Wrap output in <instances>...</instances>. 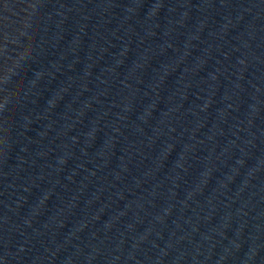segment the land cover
Here are the masks:
<instances>
[{"label": "water", "instance_id": "water-1", "mask_svg": "<svg viewBox=\"0 0 264 264\" xmlns=\"http://www.w3.org/2000/svg\"><path fill=\"white\" fill-rule=\"evenodd\" d=\"M0 264H264V0H0Z\"/></svg>", "mask_w": 264, "mask_h": 264}]
</instances>
